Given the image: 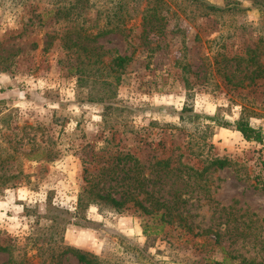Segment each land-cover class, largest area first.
<instances>
[{
  "label": "rangeland",
  "instance_id": "1",
  "mask_svg": "<svg viewBox=\"0 0 264 264\" xmlns=\"http://www.w3.org/2000/svg\"><path fill=\"white\" fill-rule=\"evenodd\" d=\"M205 1L0 0V264H264V0Z\"/></svg>",
  "mask_w": 264,
  "mask_h": 264
},
{
  "label": "trees",
  "instance_id": "2",
  "mask_svg": "<svg viewBox=\"0 0 264 264\" xmlns=\"http://www.w3.org/2000/svg\"><path fill=\"white\" fill-rule=\"evenodd\" d=\"M188 1L202 5V7L208 8V10H214V11L223 10L222 8L209 5L208 3H206L205 0H188ZM126 62H127L126 57L118 56L115 59H113V64H114L113 66L119 69V68H122ZM227 125H229L228 122H223L222 124H220V126L222 127H225ZM233 126L235 130L241 134L242 138L245 141H253L259 144L264 142V135L261 133V130L259 128L252 127L249 124V122L243 119L242 117L234 121ZM211 164L217 168H223L224 165L226 164V161L222 159H215L212 161ZM96 200L97 201L95 202H98L101 200L110 202V206L111 208L113 207L114 211H116L118 207L122 206V202L116 201L109 195H106V196L97 195ZM5 250H6L5 248L0 247V251H5ZM61 255H72L77 259V261L83 264H95L98 261V259L95 256L88 255L76 249H72L68 247L62 249Z\"/></svg>",
  "mask_w": 264,
  "mask_h": 264
}]
</instances>
